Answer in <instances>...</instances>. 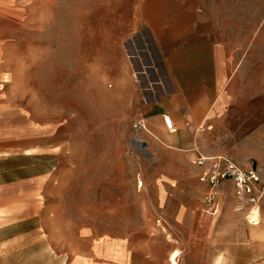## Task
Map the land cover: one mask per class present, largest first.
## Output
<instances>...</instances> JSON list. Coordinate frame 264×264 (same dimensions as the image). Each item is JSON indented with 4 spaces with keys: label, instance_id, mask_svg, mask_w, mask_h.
Here are the masks:
<instances>
[{
    "label": "crops",
    "instance_id": "1",
    "mask_svg": "<svg viewBox=\"0 0 264 264\" xmlns=\"http://www.w3.org/2000/svg\"><path fill=\"white\" fill-rule=\"evenodd\" d=\"M42 1L0 0V264H172L176 251V264H264V199L257 225L234 212L230 182L215 190L210 206L209 190L198 182L201 169L193 164L198 155H226L242 168L253 165L264 180V58L256 54L263 40L246 27L238 51L226 25L209 16L207 98L191 99L178 87L191 80L190 73L179 71L195 66L160 55L161 77L154 78L160 80L159 91L151 87L140 100L136 92L131 96L135 121L143 119L145 131L138 138L141 145L132 144L135 157L128 156L119 116L113 115V143L107 147L99 142L104 129L90 132L84 123L89 64L69 62L64 76L57 77L51 47L34 43L51 19L53 0H47L43 21ZM157 16L154 21L162 19ZM184 16L172 21L183 22ZM156 28L167 58L178 52L184 36L160 35ZM14 36L15 44L10 43ZM26 36L32 42L26 43ZM40 68L48 71L46 84L37 77ZM97 74L96 83L104 85V75ZM113 83L120 85V78ZM58 100L64 102L63 122L57 121ZM163 116L176 133L166 130ZM121 171L152 186L127 192L133 198L130 210L139 214L133 220L122 215L117 199L122 191L114 182L128 179ZM64 178L71 187L61 188ZM78 188L79 220L69 221L67 200ZM106 191L116 198L111 205L104 201ZM94 195L95 204L88 199ZM60 199L65 205L58 209Z\"/></svg>",
    "mask_w": 264,
    "mask_h": 264
},
{
    "label": "rangeland",
    "instance_id": "2",
    "mask_svg": "<svg viewBox=\"0 0 264 264\" xmlns=\"http://www.w3.org/2000/svg\"><path fill=\"white\" fill-rule=\"evenodd\" d=\"M47 3V0H43L39 6L38 13L42 21L47 14ZM51 6V19L46 21L41 36L34 38V43L51 47L53 51L51 57L55 60L57 77L64 76L65 66L69 62L78 66L81 62L89 64L90 93L83 105L84 123L91 130L90 132L104 129V139L100 137L99 142L105 141L107 147L113 143L110 138L114 128L113 115L119 116V132L122 142L127 146L128 156L135 157L131 139L132 125L136 119L134 117L136 102L131 96L136 92V100H140L142 94L146 90H151V87L153 93L159 91L156 87L160 85V80L154 78L161 77L159 67L161 56L164 61L173 58L179 60L180 65L186 63L185 66H193V68L195 66L192 70L179 71L183 74L190 73L191 80H187V84H179L178 87L185 88L184 94L191 99L207 98L212 83L207 68L210 15L216 18L218 25H226L228 34L234 36V44L238 46V51L244 44L242 35L245 34L246 27L250 34L254 33L264 42V0H104L103 2L88 0L86 5L77 4V0H53ZM177 14L186 15L183 22L172 21ZM157 15L162 19L154 21L153 18H158ZM132 18L136 20H130ZM178 24L180 26L177 28ZM196 27L199 30L193 31ZM155 28L162 30L160 35H183V39H179L178 43L181 44L180 50L169 54L167 58L157 41ZM254 39L256 40V37ZM16 41L15 36L10 37V43L15 44ZM25 41L32 42V37L26 36ZM256 54L264 58L263 44L258 47ZM236 55L238 56V53ZM196 64L199 67H196ZM47 72L44 68L37 70V77L41 82ZM98 72L104 75V85L96 83ZM134 74L138 75V80L133 78ZM92 77L94 81L91 80ZM116 77L120 78L121 84L114 87L113 78ZM43 81L45 82V78ZM44 85H40L41 92L43 87H46ZM39 96L43 103L47 102L44 100L46 97L41 93ZM63 103V100L57 101L58 122L61 120L63 122L64 119L61 115ZM63 169L62 163L59 170L63 171ZM137 171L140 173V170ZM121 172L123 173L120 176L124 178V171ZM125 177H128V174ZM114 183L122 191V196L117 198L125 209L122 215L126 220H133L139 214L130 210L133 198L126 194L127 192L134 194L135 188L137 191L143 188L152 189L150 182L128 177ZM140 183L142 186H139ZM78 184L80 186L81 182L79 181ZM66 187H71L68 178L61 181V188ZM106 188L109 189V186ZM161 188L159 184L158 189ZM57 191L59 193V188ZM71 195L67 200L69 212L66 213V218L69 221H77L79 214L75 210L81 203V189L74 190ZM113 198L115 197L110 196L106 191L104 196L106 205H111ZM88 199L94 204L97 200L95 195ZM150 199L155 205L156 198L153 196ZM64 205L65 199H60L56 203L58 209ZM98 245L99 242H95L94 252L97 251ZM79 261L77 260L75 264H80Z\"/></svg>",
    "mask_w": 264,
    "mask_h": 264
},
{
    "label": "built area",
    "instance_id": "3",
    "mask_svg": "<svg viewBox=\"0 0 264 264\" xmlns=\"http://www.w3.org/2000/svg\"><path fill=\"white\" fill-rule=\"evenodd\" d=\"M163 123L170 134L176 133L177 129L169 117L163 116ZM145 126L142 120H136L132 125V144L140 146L138 139ZM193 164L201 169L198 176V182L206 186L209 194L206 198L208 205L212 206L214 192L224 182L232 184L233 210L236 213L243 214L249 224L257 223L260 219L259 206L264 199V180L260 172L249 165L245 168L238 166L226 155L205 156L198 155ZM257 213V221H251L249 217Z\"/></svg>",
    "mask_w": 264,
    "mask_h": 264
},
{
    "label": "bare ground",
    "instance_id": "4",
    "mask_svg": "<svg viewBox=\"0 0 264 264\" xmlns=\"http://www.w3.org/2000/svg\"><path fill=\"white\" fill-rule=\"evenodd\" d=\"M133 78L136 79V80H138V75H137V74H134ZM142 121H143V119H142ZM140 185L142 186V183H140L139 186H140ZM207 215H208V213H207ZM210 218H211V217H210ZM249 219H251V221H257V220H258V219H257V213L254 212L253 215H252L251 217H249ZM254 224H256V222H255ZM256 225H257V224H256ZM176 256H177V251L174 252V253H172V255H171V258H172V264H176V261H175Z\"/></svg>",
    "mask_w": 264,
    "mask_h": 264
}]
</instances>
